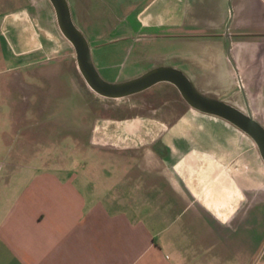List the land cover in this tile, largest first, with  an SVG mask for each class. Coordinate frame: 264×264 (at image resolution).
I'll list each match as a JSON object with an SVG mask.
<instances>
[{
  "label": "crops",
  "instance_id": "crops-1",
  "mask_svg": "<svg viewBox=\"0 0 264 264\" xmlns=\"http://www.w3.org/2000/svg\"><path fill=\"white\" fill-rule=\"evenodd\" d=\"M41 1L0 0V264H264V165L250 139L167 83L100 116ZM66 4L107 83L171 68L264 129V0ZM71 95L87 118L68 172L48 154L46 118Z\"/></svg>",
  "mask_w": 264,
  "mask_h": 264
},
{
  "label": "water",
  "instance_id": "water-1",
  "mask_svg": "<svg viewBox=\"0 0 264 264\" xmlns=\"http://www.w3.org/2000/svg\"><path fill=\"white\" fill-rule=\"evenodd\" d=\"M47 1L54 12V19L61 37L74 51L76 71L91 93L114 101L142 93L155 84H170L191 110L221 119L249 138L264 165V129L251 118L248 112L241 113L223 102L208 99L197 93L187 78L171 68H155L126 82L107 83L94 70L88 44L71 21L66 0Z\"/></svg>",
  "mask_w": 264,
  "mask_h": 264
},
{
  "label": "rangeland",
  "instance_id": "rangeland-1",
  "mask_svg": "<svg viewBox=\"0 0 264 264\" xmlns=\"http://www.w3.org/2000/svg\"><path fill=\"white\" fill-rule=\"evenodd\" d=\"M70 5H72L75 0H69ZM45 0H42L41 3L44 4ZM10 10L14 9L16 6L9 4L8 5ZM72 49V48H71ZM72 51V50H71ZM73 55V54H72ZM74 57V56H73ZM73 64L74 58L72 59ZM63 69H60L58 72V69H54V73L56 76H59L61 74ZM16 74H20L23 76L22 70L20 72H16ZM6 75H9L6 72ZM79 76V75H78ZM86 104L92 109H98L100 116L104 117H121L124 116L126 113H129V110H124L125 106H129L125 103L123 99L119 100H107L104 98H98L95 96H90V98L86 99ZM80 100L76 99L74 95H71L65 99H63V102H61L58 106L56 103L52 102V108L50 110V116L46 118V122H48V125L50 126V134H49V140H48V154L53 157H57L60 159V162L63 164L62 169L66 171H73L76 168L77 165V159L76 157L80 156L77 153H72V151L67 150V147H73L74 137L75 135H78V132L85 128L86 124V116L84 114V111L80 108ZM143 111L146 110V106L143 107ZM58 128V132L56 129ZM253 144V143H252ZM64 146V148H62ZM255 147V146H254ZM10 149L12 150L13 147L11 146ZM80 159H82L80 157ZM69 160H72L73 163L71 165L69 164ZM81 160L78 161L80 163ZM5 161L1 158L0 159V171L3 169L2 166H5ZM49 167H55V166H49ZM86 169H88L86 167ZM1 175V173H0ZM263 235V233L261 234ZM256 243V242H255ZM255 243L251 241V245L247 248L246 247V253H253L255 252ZM260 253L258 252L257 256H255L256 261L258 259V256ZM247 256L244 255V259H246Z\"/></svg>",
  "mask_w": 264,
  "mask_h": 264
}]
</instances>
